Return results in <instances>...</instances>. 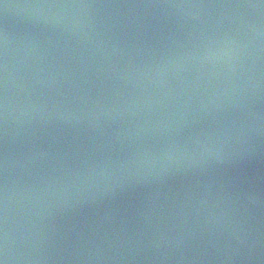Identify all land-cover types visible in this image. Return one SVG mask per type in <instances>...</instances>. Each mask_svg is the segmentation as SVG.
Listing matches in <instances>:
<instances>
[{"label": "water", "instance_id": "water-1", "mask_svg": "<svg viewBox=\"0 0 264 264\" xmlns=\"http://www.w3.org/2000/svg\"><path fill=\"white\" fill-rule=\"evenodd\" d=\"M3 264H264V0H0Z\"/></svg>", "mask_w": 264, "mask_h": 264}, {"label": "snow or ice", "instance_id": "snow-or-ice-1", "mask_svg": "<svg viewBox=\"0 0 264 264\" xmlns=\"http://www.w3.org/2000/svg\"><path fill=\"white\" fill-rule=\"evenodd\" d=\"M0 264H3V261H0Z\"/></svg>", "mask_w": 264, "mask_h": 264}]
</instances>
